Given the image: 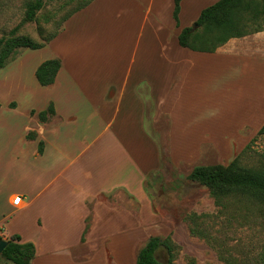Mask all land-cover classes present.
<instances>
[{"label": "crops", "instance_id": "1", "mask_svg": "<svg viewBox=\"0 0 264 264\" xmlns=\"http://www.w3.org/2000/svg\"><path fill=\"white\" fill-rule=\"evenodd\" d=\"M193 3L180 0L176 23L174 0H92L0 68V237L32 242L30 264H128L119 251L157 235L146 182L163 168L159 140L168 167L192 170L205 149L233 155L264 123V30L212 52L182 47L203 9ZM47 59L60 66L44 86L35 70Z\"/></svg>", "mask_w": 264, "mask_h": 264}, {"label": "rangeland", "instance_id": "2", "mask_svg": "<svg viewBox=\"0 0 264 264\" xmlns=\"http://www.w3.org/2000/svg\"><path fill=\"white\" fill-rule=\"evenodd\" d=\"M29 1L31 0H0V38L27 35L34 41L41 42L61 25L70 12L86 0H44V5L35 14V19L26 21L25 10ZM208 2L211 0H195L193 5L204 8L209 5ZM231 90L232 93H239L238 87ZM214 92L215 89H209V114L219 111V108L210 106L216 101ZM225 97L228 98L226 95ZM204 100L205 98H201L199 102ZM261 104L264 105V102ZM225 110H229V105ZM202 114H205V108ZM260 114L263 116L264 107ZM255 121L258 129L262 123ZM163 128H166L164 118L161 121V131ZM249 143V148L240 155V161L243 165H254L264 153V134H257V130L243 141L237 153L221 156L213 148L205 149L203 157L191 165L226 164ZM159 144L163 152V168L152 173L146 182L151 210L155 214L150 223L153 226L151 229L158 236L170 235L173 241L171 255L174 264H257L264 252V209L230 201L218 211L208 188L187 177L191 171L189 167L181 166L177 169L167 166V141L162 138ZM193 212L209 213V217L200 220L203 222L198 226L205 236H198L189 231L188 218ZM206 234L209 237H206ZM143 245L141 242L131 253L129 246L124 251H119L123 252L118 255L119 261L122 263L125 260V263L128 261V264H135L137 252ZM156 255L161 260L169 256L164 248H159ZM110 257L108 254V259ZM0 264L11 263L0 259Z\"/></svg>", "mask_w": 264, "mask_h": 264}, {"label": "trees", "instance_id": "3", "mask_svg": "<svg viewBox=\"0 0 264 264\" xmlns=\"http://www.w3.org/2000/svg\"><path fill=\"white\" fill-rule=\"evenodd\" d=\"M91 1L83 2L70 12L63 21ZM43 5L44 0L29 1L26 4L24 19L26 21L34 20L36 12ZM179 9L180 0H174L172 16L176 23H178ZM58 28L41 42H36L27 35L0 38V68L15 48L41 47L55 35ZM262 30H264V0H218L204 7L191 26L181 28L177 40L182 47L212 52L230 38L242 37ZM59 66L58 59H47L41 62L35 70L38 82L44 86L52 84ZM13 105L14 103H10V106ZM53 113V106L50 104L46 110L40 111L38 116L40 120H45L48 114ZM257 134H264V123L258 129ZM249 145L250 143L227 164L197 165L192 168L187 176L190 180L208 188L218 211L230 201L236 202V204L256 205L261 210L264 209V153L260 155L258 163L250 166L243 165L240 161V155L249 148ZM41 148L42 144L40 150ZM205 217H209V213H190L188 218L189 231L198 236H205L198 228L199 224L203 222L200 220ZM206 237L209 236L206 234ZM159 248H164L169 254L166 259L161 260L157 257L156 253ZM172 248L173 241L170 235L165 237L151 235L138 250L135 264H174L171 255ZM34 256V244L30 241L21 242L20 236L17 234L7 239V245L0 253V259L11 264H30ZM257 264H264V252Z\"/></svg>", "mask_w": 264, "mask_h": 264}, {"label": "water", "instance_id": "4", "mask_svg": "<svg viewBox=\"0 0 264 264\" xmlns=\"http://www.w3.org/2000/svg\"><path fill=\"white\" fill-rule=\"evenodd\" d=\"M6 245H7V240L0 237V253Z\"/></svg>", "mask_w": 264, "mask_h": 264}, {"label": "built area", "instance_id": "5", "mask_svg": "<svg viewBox=\"0 0 264 264\" xmlns=\"http://www.w3.org/2000/svg\"><path fill=\"white\" fill-rule=\"evenodd\" d=\"M21 202V197L19 195L15 196L12 200L13 205H19Z\"/></svg>", "mask_w": 264, "mask_h": 264}]
</instances>
